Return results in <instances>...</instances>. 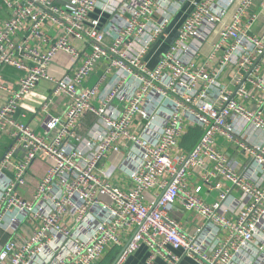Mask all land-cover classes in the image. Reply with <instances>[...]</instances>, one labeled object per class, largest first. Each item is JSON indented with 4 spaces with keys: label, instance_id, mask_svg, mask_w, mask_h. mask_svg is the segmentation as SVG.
I'll list each match as a JSON object with an SVG mask.
<instances>
[{
    "label": "built area",
    "instance_id": "2783aa9c",
    "mask_svg": "<svg viewBox=\"0 0 264 264\" xmlns=\"http://www.w3.org/2000/svg\"><path fill=\"white\" fill-rule=\"evenodd\" d=\"M1 1L8 16L0 20V66L9 65L25 74L16 88L4 82L0 74V90L10 94L0 105V133L8 129L14 139L0 160V232L10 236L0 241V264H91L109 243L121 247L113 264H124L143 245L170 258L172 264L180 258L170 248L183 250L201 264H239L236 259L240 256H245L248 264H264V144L251 145L241 139L247 125L264 132V81H255L262 91L257 98L246 90L242 73L234 76L238 83L235 93L220 80L228 65L248 70L257 56L264 54V35L252 36L240 27L253 0H242L230 12L221 38L199 64L195 57L215 25L222 22V15L211 11L214 0H175L168 8L161 6L160 0ZM187 1H191L192 9L177 40L150 68L147 52ZM71 38L85 41L90 52L75 66L72 81L66 82L50 75L48 67L61 51L82 58ZM230 40L231 45L220 54ZM216 58L215 68L211 64ZM100 61H108L121 76L116 77L103 106L96 108L91 98L97 87L81 86ZM129 78L139 85L123 111L113 115L108 109ZM41 80L52 82L56 92L72 98L64 116L51 113L47 104L43 106L42 135L15 116L22 100ZM238 98H253L257 108L246 107ZM155 101L168 104L170 112L160 142L150 145L142 134L132 132L130 124L139 113L148 125ZM86 109L102 118L108 128L90 154L70 140L77 117ZM185 122L201 126L203 132L188 154L172 157L170 150L178 143ZM217 135L236 142L262 178L252 182L238 173L216 148ZM121 137L127 139L123 147L115 144ZM136 149L140 153L131 191L96 174L100 160L108 158L110 151L122 159ZM21 150L26 156L16 162L14 155ZM40 155L48 160L49 168L33 198L25 200L17 188L27 183L26 175ZM194 172H199L211 190L220 192V200L207 203L200 197L201 185L193 191L188 188L187 180ZM164 175L169 178L161 191L146 203L143 192ZM236 189L246 203L240 205L233 220L223 204ZM178 199L187 210L196 211L206 223L213 224L216 232L224 233L213 247L199 241L203 227L185 231L170 215ZM65 216L71 217L70 224L62 221ZM84 225L88 230L82 229ZM130 225L135 229L124 240L120 229Z\"/></svg>",
    "mask_w": 264,
    "mask_h": 264
},
{
    "label": "crops",
    "instance_id": "0c3cea01",
    "mask_svg": "<svg viewBox=\"0 0 264 264\" xmlns=\"http://www.w3.org/2000/svg\"><path fill=\"white\" fill-rule=\"evenodd\" d=\"M175 0H160V5L164 8L171 7V3ZM202 1V0H195ZM242 0H214L211 11L217 15H222V22L215 25L214 31L209 35L205 41L200 53L195 57L197 64L205 61L211 54L213 46L221 38V31L223 25L230 20V12ZM230 2V3H229ZM191 1H187L183 4L181 9L177 11L171 18V22L164 31V34L155 42L152 43L149 51L146 54V62L150 68H154L161 56L165 54L172 44L177 40L179 36V30L187 16L190 14L192 9ZM8 16V9L0 0V20L5 19ZM157 17V16H156ZM247 25H250L247 29ZM240 27L245 29L249 35L260 37L264 35V0H253L247 12L244 14L240 21ZM110 39V38H108ZM73 45L79 49L82 53V58L77 59L74 56L66 52H58L54 57L52 63L48 67V72L55 78L61 79L66 82H70L74 76V68L81 64L83 59L89 54L87 43L83 40L71 38ZM232 40L225 43L220 49V54L226 51L231 45ZM253 67L238 70L237 67L228 65L221 73L220 80L227 85L229 91L235 93L238 83L234 79V76L239 72L244 75V84L246 90L250 95L261 97L262 91L255 84V81H264V54L257 56ZM213 67L218 66V59H214L211 64ZM0 74L4 77L6 82L11 88H16L19 79L25 74L24 71L16 69L9 65L0 66ZM121 74L120 70L116 67L110 66L108 61H100L95 64L91 74L84 80V88L97 87L96 94L91 98V103L94 107L100 108L103 106L104 97L115 87L116 77ZM121 76V75H120ZM125 76V75H123ZM139 83L133 78L125 83L119 94L115 97L110 108L108 109L113 115H118L128 103V97L133 94L138 87ZM214 96L217 91L214 90ZM9 92L0 90V105L6 102L9 97ZM152 97H154L152 95ZM237 98V96H234ZM153 99H157L154 97ZM246 107L251 109L257 108V102L253 98H238ZM153 104L152 119L147 125L148 121H145L142 116L137 113L136 117L132 120L130 128L133 133L140 135L142 134L150 145L158 144L161 138L162 127L168 119L170 106L168 104L160 105L158 101ZM72 103V98L64 92H56V86L48 81L41 80L32 91L22 100L18 106L15 116L16 118L29 125L37 134L42 135L45 131L42 124L44 112L43 106L48 105L51 113L64 116L67 109ZM145 121V122H144ZM108 132V128L104 120L95 115L90 110L86 109L77 117L75 135L70 138L71 142L81 150H84L86 154H90L94 151L97 143L100 140V136ZM203 128L192 122H185L183 124V131L178 138V143L173 146L170 150L172 157L182 154H188L194 145L199 140ZM242 140L248 144H264V132L254 128L253 126L247 125L242 131ZM51 138V137H48ZM14 139L12 138L11 131L2 130L0 133V160L6 153V151L12 146ZM127 142L126 138H118L115 141L116 145L123 147ZM216 148L223 153L230 164L238 173H242L254 182L262 178V173L256 170V167L252 162H248V154L239 147L236 142L231 141L229 138L223 135H217L215 138ZM139 150H132L131 153L126 154L123 158L120 155L109 152L108 158L100 160L98 167L95 172L104 181L111 183L114 186L131 191L134 188V180L132 173L137 168V162L139 158ZM25 152L23 150L17 152L14 155V160L19 162L24 158ZM49 168L48 160L43 156H38L32 163L29 172L26 175L27 183L20 185L17 188V194L25 199L31 200L39 185L40 180L45 176ZM168 176L164 175L157 179L154 186L143 192V200L146 203H151L155 195L161 191L162 184L165 180H168ZM188 188L193 191L196 186H202V193L200 197L207 203H214L220 200V192L218 190H211L208 184H205L200 179L199 172L192 173L188 180ZM225 188V183L223 184ZM232 197L224 203V207L227 208V215L235 220V213L240 205L246 203V199L242 196L240 190H233L231 193ZM103 199L108 200V197L103 195ZM170 215L180 223L183 230L193 231L198 227H203V233L199 237V241L208 248L213 247L219 238L224 236L223 232H216L213 224L206 223L205 219L201 217L194 210H187L184 206L182 199H178L176 203L170 209ZM20 219L23 217L19 216ZM30 220V219H29ZM66 224H70L72 219L70 216L62 218ZM29 227V226H28ZM28 227L27 230L29 229ZM83 230H88L87 226H82ZM135 226L130 225L120 229L123 239L127 240L134 231ZM9 235L3 231L0 232V241L5 242L9 239ZM264 238V231L261 236ZM172 253L179 257L180 260L177 264H201L196 259L188 256L181 249L170 248ZM121 250L120 246L114 243H109L106 248L97 256L91 264H113ZM249 253V250L247 251ZM246 253V255H247ZM250 255L253 256L252 251ZM250 259V258H249ZM239 264H248L245 256H240L236 259ZM124 264H172L170 258L155 254L147 246L143 245L138 250L130 254L124 261Z\"/></svg>",
    "mask_w": 264,
    "mask_h": 264
}]
</instances>
